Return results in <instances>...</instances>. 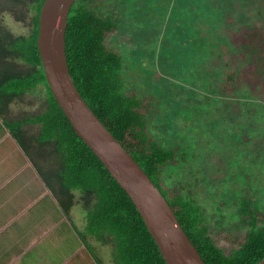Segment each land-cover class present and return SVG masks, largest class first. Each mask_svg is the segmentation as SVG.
Segmentation results:
<instances>
[{
  "label": "trees",
  "instance_id": "16d2710c",
  "mask_svg": "<svg viewBox=\"0 0 264 264\" xmlns=\"http://www.w3.org/2000/svg\"><path fill=\"white\" fill-rule=\"evenodd\" d=\"M9 2L19 8L18 19L23 20L28 9L31 13L27 34L12 36L5 30L4 34L0 31V59L3 64V70H0V118L4 125L25 151L41 158L52 155L56 167L47 173L48 178H44L54 184L56 182L63 198L60 205L66 213L68 201L70 204L75 202L74 189L79 191L81 198L84 197L91 207L88 209L89 224L109 231L115 238L120 254L114 259L115 264H166L131 199L76 135L51 94L36 44L43 0ZM254 8L256 15L253 14ZM259 15L264 17V0H209L204 13H193L189 24H186L187 29L180 34L184 37V51L191 49L195 53L196 48L197 53L202 52L200 65L194 67L199 75L204 74L199 87L211 91L216 101L222 102L224 98L239 103L244 99L247 116L255 111V107L249 104V100L255 101L249 89H261L258 83L264 84V26L260 28L258 25ZM254 17L258 21H253ZM197 18L205 26L210 25L208 31L205 26H191ZM221 22H225L222 33ZM120 24L119 17L100 15L90 5V0L73 2L67 18L65 50L75 86L103 124L161 190L206 264H256L264 256V214L258 211L253 195L243 196L237 202L239 227L243 233L237 235L239 240L235 237L237 246L226 253L211 234L203 208L189 190L179 189L183 187L179 182L169 185L164 182L166 168L178 162L184 147L159 143L148 132L151 103L125 90L122 76L125 62L122 55L108 44V37L119 32ZM240 25L243 27L239 28ZM223 38H227L228 44L240 52L242 59L244 56L245 65L241 69L229 72L226 67L223 70V62L215 63L218 39L224 42ZM188 54L184 53L185 58ZM208 64L213 67L210 76H206L203 70ZM238 72L240 75L237 76ZM241 76L246 87L244 83L241 86ZM38 84L46 86L43 109L31 116L9 118L11 102L16 97L21 99L25 92L35 89ZM262 101L259 105L264 109ZM224 107L219 112L216 109L215 121L218 124L225 118L234 123L243 118L241 109L231 108L226 103ZM26 123L38 124L37 133L27 134L24 129ZM241 123L237 122V127ZM247 129L245 132L255 131L249 126ZM239 132L244 131L240 128ZM249 141L250 136L244 140L246 143ZM229 149L244 151L236 146Z\"/></svg>",
  "mask_w": 264,
  "mask_h": 264
},
{
  "label": "rangeland",
  "instance_id": "374dc122",
  "mask_svg": "<svg viewBox=\"0 0 264 264\" xmlns=\"http://www.w3.org/2000/svg\"><path fill=\"white\" fill-rule=\"evenodd\" d=\"M208 2L90 0V5L102 16L119 17L121 20L119 32L108 37V44L122 55L125 62L122 74L125 90L151 103L148 132L163 146L179 144L184 147L178 162L166 168L164 182L168 185L179 182L183 185L179 189L189 190L202 206L211 234L228 253L237 246L235 237L239 240L237 235L243 233L239 227L238 200L253 195L258 211L264 214V112L261 111L264 109L259 105L264 100V84L258 83L261 89H249L257 104L253 105L255 111L248 116L244 110V99L238 103L223 98L231 108L243 111V118L236 120L242 122L240 127L228 118L221 119V125L215 121L216 109L219 112L222 107L225 108V103L223 100L216 101L211 91L199 87L204 74L199 75L194 67L200 65L202 52L197 53L196 48L195 53L191 49L184 51V37L180 35L187 29L186 24H189L192 14L204 13ZM18 10L9 0H0L2 34L4 30L12 36L28 33L31 10L26 11L23 20L17 18ZM255 12L254 8L253 14ZM259 18L258 25L263 28L264 17L259 15ZM253 21L258 20L254 17ZM222 23L220 33L225 22ZM191 24L193 27L205 26L198 18ZM209 26H205L207 31ZM223 40L218 39L215 63L223 62V70L226 67L229 72L241 69L245 65L244 56L242 59L240 52L228 44L227 38ZM185 52H189L186 58ZM0 70H3L2 59ZM203 70L206 76H210L213 67L208 64ZM239 80L242 86L244 78L241 76ZM243 85L246 87L245 83ZM45 89L44 84H38L35 89L25 92L21 99L16 97L9 106V118L27 117L41 111ZM216 102L219 104L216 105ZM248 126L255 131L245 132ZM240 128L243 133L239 132ZM24 129L27 134L33 135L39 125L26 123ZM248 136L250 141L246 143L244 140ZM234 146L244 151H229V147ZM34 158L42 169L56 167L52 155L44 158L35 155ZM55 185L58 187L56 182ZM73 192V204L66 198L70 208L68 221L56 227V231L60 230L64 236L61 243L73 251L78 244L76 235L82 236L88 247L87 255L91 252L100 260L115 262L120 254L113 234L89 224L88 209L91 207L84 197L81 198L78 190ZM48 208H52L50 203L45 209L47 212Z\"/></svg>",
  "mask_w": 264,
  "mask_h": 264
},
{
  "label": "water",
  "instance_id": "95a60500",
  "mask_svg": "<svg viewBox=\"0 0 264 264\" xmlns=\"http://www.w3.org/2000/svg\"><path fill=\"white\" fill-rule=\"evenodd\" d=\"M75 0H43L37 49L54 100L76 135L126 192L166 264H206L161 190L103 124L75 86L65 50V31ZM264 264V256L256 263Z\"/></svg>",
  "mask_w": 264,
  "mask_h": 264
},
{
  "label": "crops",
  "instance_id": "0c3cea01",
  "mask_svg": "<svg viewBox=\"0 0 264 264\" xmlns=\"http://www.w3.org/2000/svg\"><path fill=\"white\" fill-rule=\"evenodd\" d=\"M34 156L0 118V264H115L87 255L82 236L76 235L73 251L61 243L56 227L68 221L70 208L63 210L58 189L44 178L50 169H42Z\"/></svg>",
  "mask_w": 264,
  "mask_h": 264
},
{
  "label": "clouds",
  "instance_id": "9594fccd",
  "mask_svg": "<svg viewBox=\"0 0 264 264\" xmlns=\"http://www.w3.org/2000/svg\"><path fill=\"white\" fill-rule=\"evenodd\" d=\"M255 103H256L255 101L249 100L250 106H253Z\"/></svg>",
  "mask_w": 264,
  "mask_h": 264
}]
</instances>
